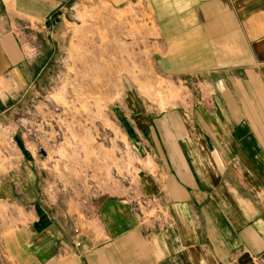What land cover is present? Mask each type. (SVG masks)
Listing matches in <instances>:
<instances>
[{"label":"crops","instance_id":"0c3cea01","mask_svg":"<svg viewBox=\"0 0 264 264\" xmlns=\"http://www.w3.org/2000/svg\"><path fill=\"white\" fill-rule=\"evenodd\" d=\"M95 8L107 25L122 14L137 26L188 93L164 110L123 103L135 193L94 183L68 196L13 125L49 82L55 42L60 52L78 12ZM3 125L16 161L0 204L15 224L0 221V264H264V0H0Z\"/></svg>","mask_w":264,"mask_h":264},{"label":"rangeland","instance_id":"374dc122","mask_svg":"<svg viewBox=\"0 0 264 264\" xmlns=\"http://www.w3.org/2000/svg\"><path fill=\"white\" fill-rule=\"evenodd\" d=\"M76 17L80 24L70 27L60 52L55 42L49 82L21 100L13 129L26 133L47 155L48 167L68 196L78 190L89 193L94 183L103 195L112 183L135 193L134 155L119 122L122 105L135 97L164 110L186 98L187 85H174L161 74L152 55L154 43L135 40L139 29L123 26L122 14L109 25L105 9H85ZM50 19L56 21L57 14ZM4 126L0 178L16 161ZM73 178H82L84 185H69ZM14 208L0 204V221L7 228L15 224L10 217Z\"/></svg>","mask_w":264,"mask_h":264}]
</instances>
